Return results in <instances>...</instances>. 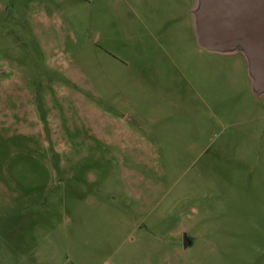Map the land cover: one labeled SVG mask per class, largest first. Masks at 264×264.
<instances>
[{
	"label": "rangeland",
	"instance_id": "1",
	"mask_svg": "<svg viewBox=\"0 0 264 264\" xmlns=\"http://www.w3.org/2000/svg\"><path fill=\"white\" fill-rule=\"evenodd\" d=\"M197 8L0 0V264H264V94Z\"/></svg>",
	"mask_w": 264,
	"mask_h": 264
},
{
	"label": "water",
	"instance_id": "2",
	"mask_svg": "<svg viewBox=\"0 0 264 264\" xmlns=\"http://www.w3.org/2000/svg\"><path fill=\"white\" fill-rule=\"evenodd\" d=\"M195 14L200 44L213 51L244 50L254 87L264 94V0H200ZM183 238L184 247L190 246Z\"/></svg>",
	"mask_w": 264,
	"mask_h": 264
},
{
	"label": "crops",
	"instance_id": "3",
	"mask_svg": "<svg viewBox=\"0 0 264 264\" xmlns=\"http://www.w3.org/2000/svg\"><path fill=\"white\" fill-rule=\"evenodd\" d=\"M199 4H200V0H198V6H199ZM196 10H197V9H196ZM196 10H195V11H196Z\"/></svg>",
	"mask_w": 264,
	"mask_h": 264
}]
</instances>
